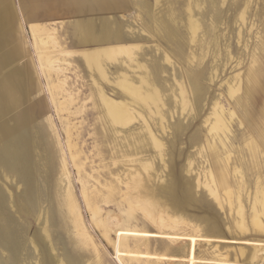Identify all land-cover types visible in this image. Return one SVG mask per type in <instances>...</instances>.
Wrapping results in <instances>:
<instances>
[{
    "label": "rangeland",
    "instance_id": "rangeland-1",
    "mask_svg": "<svg viewBox=\"0 0 264 264\" xmlns=\"http://www.w3.org/2000/svg\"><path fill=\"white\" fill-rule=\"evenodd\" d=\"M86 1L95 34L117 28L121 38L130 40L127 45L139 47L140 64L156 77L165 120L159 116L149 120L147 112L142 114L164 145V161L149 141L144 122L137 120L117 130L105 117L94 85L96 75L86 67L82 53L112 45H73L77 0H55L56 12L50 19L47 4L39 13L38 24L51 30L58 43L49 49L55 59L52 71L40 64L27 12L31 1L6 0L0 5V16L7 7L12 22L0 26V264H152L163 257L162 264H180L186 260L185 246L194 241L192 233L209 235L210 226L221 231L216 237L238 243L202 242L198 255L211 258L223 253L243 262L239 249L249 256L254 244L264 245V208L258 203L259 188L264 187V153L254 159L251 148L241 141L243 127L236 121L227 167L224 147L211 143L205 119L215 101L228 107V88L239 75L244 80L239 97L246 96L247 74L255 59L263 80L264 0ZM190 4L200 25L195 43L190 40ZM102 13L109 26H103ZM166 55L172 64L165 61ZM1 58L9 59L6 66ZM107 66L109 82H98L108 98L120 101L113 82L123 70L126 73L127 65L109 62ZM13 69L17 74L8 75ZM175 71L190 94V80L202 73L197 81L204 98L198 102L191 94L193 106L185 113L176 100ZM127 72L135 78L143 75L135 68ZM261 85L254 105L260 110L264 109V81ZM236 109L241 114L242 107ZM137 146L141 151L135 153ZM134 159L139 162H131ZM143 162L153 168L145 171ZM217 166L228 182L227 186L218 182L220 200L205 186L210 182L208 171ZM234 168L242 174L235 175ZM138 173L144 179L142 188L128 189L126 185ZM110 185L117 188L114 197L108 196ZM84 191L95 200L98 217ZM70 193L84 234L66 203ZM130 196H139L156 216L175 219L181 226L176 233L170 229L158 233L139 204L132 209ZM258 264H264V254Z\"/></svg>",
    "mask_w": 264,
    "mask_h": 264
},
{
    "label": "bare ground",
    "instance_id": "bare-ground-1",
    "mask_svg": "<svg viewBox=\"0 0 264 264\" xmlns=\"http://www.w3.org/2000/svg\"><path fill=\"white\" fill-rule=\"evenodd\" d=\"M29 1H31V2L29 3L30 5H29L28 10H27L28 18L30 20V27H31L32 35H33V38L35 41V45H36L37 49L40 51V64L43 68L48 69L49 71H52V70H54L55 59L50 54L51 52H49V49H51V48L54 49L58 45V43H57L56 38L51 33V30L47 29V27L39 25L37 20L39 19V13H40L41 9L45 8V4H47L46 14H48L49 19L53 17V15L56 12L55 0H46V2H44L45 0H29ZM5 2H6V0H0V5L5 3ZM23 4L27 5L25 2H23ZM74 7H75L76 12H77V19L75 20V23L72 27V34L74 36L73 38H75V40H73L74 41L73 45L77 46V47L94 45V44L103 45L105 43L112 45L110 47H106L103 49H96L93 51H84L82 53L83 62L85 63L86 67L91 71V73L93 74L94 77L96 75L97 80H94V85L97 86L96 88H98V97L100 99V102L102 103V106H103L102 108H104L105 117L109 120L110 124L114 127V129L127 128L131 124H133L134 121H137V120L144 122V125H145L144 129L148 133L149 141L152 143L153 147L155 149H157L159 158L162 161H164V156H165L164 145L157 138V136L154 134L152 127L147 122V121L152 120V119L154 120L153 117H158V116L160 117V120L162 122L165 120L164 116H162V108L164 106V98H163V95L160 91V87H159V85L155 79L156 77L155 78L152 77L151 71H148V69H147L148 67H146L147 65L146 66L141 65L139 60H138V55H137L136 49L138 50L139 47L137 45H136V47L135 46L133 47L131 45H127V43L130 40H125V39L121 38L119 35V32L116 31L117 28L114 30H111L109 32H107L108 29H106L107 31L105 30L106 32H104L103 34H101V35L97 34L96 35L95 34V28L93 27L95 25L93 24L92 19L90 17V15H92V13L90 14L91 10L88 8L87 1L86 0H77V2L74 4ZM86 10H87L86 14H88V15L90 14V15H89V17H87L85 19V17L83 15H84V12ZM188 10L190 13L189 14L190 15V18H189L190 24L189 25L191 26V31H192V35H193V37H191L190 40L192 41V43H195L196 42V35H197V32L199 31L200 25L197 21L194 20V17H193L194 11L192 9L191 4L189 5ZM2 11L3 12L0 16V26H8L9 24L11 25V22H12L11 12L8 10L7 7L2 9ZM47 11H48V13H47ZM100 16H101L102 21H103V26H109L108 18L103 13ZM243 20H244V14L242 15V21ZM61 53H64V52L61 51ZM119 56H124L123 57L124 59H121V61H120ZM1 61H2L3 65L5 64V66H6L9 59L4 60L3 58H1ZM165 61L172 64V61L168 55H166ZM256 61H258V60L255 59L253 61L254 66L250 68V70L247 74V79H246V84H245L246 96L244 98L242 96L239 97V93L243 90V87H244V80L242 79V76L239 75L235 78L234 85H232L228 88V98L226 100V101H228V107L226 108L225 106H223L222 102L220 100L215 101L213 103L212 112L210 113V116L205 119V123L210 125L209 136H210L211 143H214L215 145H217V143H219L220 145H222L224 147V154H225L224 160L226 162L225 165H227V167H228L229 161L232 157V153H231L232 149L230 151H228L229 149L227 150V148L230 145V143L233 141L232 137L230 135L233 134V125H234V123H236V121L239 123V126L243 127L242 132H241V141L246 143V146L251 148V154L253 155L254 159L255 158L257 159V157H259V155L264 153V109L262 108L260 110L254 106L255 103L257 102V97H258L257 95H258V92L260 91V85L264 81V77L262 80L261 79L262 76L260 75V71H259L260 68L258 66H255ZM109 62H111V63L121 62L124 65H127L128 70L135 68L136 70H140L143 73L142 76L135 78V77L127 74L130 72H127L128 70L126 69V73L123 70V72L117 77L116 81L113 82V84L117 87L118 92L116 93V95L115 94L114 95H115L116 99H121L120 101L114 100L112 98H108L105 95L104 90L100 86V84H99L100 82H98V80L102 81V82L105 81L106 83L109 82L108 77H107L108 76L107 75V68H108L107 63H109ZM13 73H16L15 69L7 72L8 75H14ZM136 76H137V74H136ZM201 76H202V73H199V74L195 75L196 79L194 78V79L190 80V84L192 85L191 94L193 95V98H196V101H198V102H201L202 99L204 98V91H203L202 87L200 86L199 82L197 81V79H199V77H201ZM174 77H175V80L177 81L178 74L176 71H175ZM177 86L178 87L176 88V91H177V89L179 90V98H176V100H178V103L182 104V106H183L182 112L185 113L188 108H191L193 106L192 100L190 99L191 94H190L189 88L186 84V81H177ZM173 94L175 95V89L173 91ZM242 99H246V100H244L242 102L241 101ZM237 106L242 107V112H241L242 115L240 113H238V111L240 109L239 110L236 109ZM145 112L148 113L149 120L147 119L148 117L146 118L143 116L142 113H145ZM198 116H199V113H198ZM161 125L163 127V124H161ZM163 129H165V128L163 127ZM119 133H120V130H119ZM221 136H223V138ZM234 137H235V135H234ZM223 139H225V140H223ZM231 148H232V146H231ZM140 149L137 146L135 149V153H138ZM213 151H214V149H213ZM220 153H221V151H220ZM213 155L217 156L216 151L213 152ZM213 158H214V156H213ZM137 161L139 162V160L134 159L131 162H137ZM256 161L254 163H257ZM140 162H142V161H140ZM141 165H142L143 169L145 168V171H147V172L149 169L153 168V167L151 168L149 166L150 164L147 162H143V163H141ZM214 166H216V165H214ZM211 167H213V166H211ZM224 167H226V166H224ZM218 169H219L218 166L216 167L215 171H212L209 169L210 171H208V177L210 178V182L207 181L208 184L205 183V186L209 189V192L212 196H214L217 200H220L219 195H218V182L224 186H227L228 182H227V179L225 177V173L221 170L218 171ZM234 170H235V168H234ZM226 172H228V171H226ZM234 174L235 175H239V174L241 175L242 173L240 170L236 169L234 171ZM143 180L144 179L142 178V176L138 173L136 176H133L131 178L130 183H128L126 186H128V189H130V190L139 191L142 188ZM258 181H259V179H258ZM121 184H123V182ZM107 185H108V183H107ZM263 188H259L261 197L258 199V203H260L262 205V207L264 208V189ZM108 189H109L108 196L114 197V195L117 192V188L115 186L110 185L108 187ZM228 191L226 193L231 195L232 192L231 191L228 192ZM83 194L85 196V199H86L88 205H90L92 207V209H93L92 212L94 213V216L97 215V217H98L99 212H98L97 208L95 207V205H96V203L94 202L95 200L92 201L93 199L91 200L89 198L90 196L86 195V191H84ZM232 197H233V195H232ZM137 198L130 196L127 199L129 202H131L130 204H131L132 209H134V207L132 206V205H134V203H136V205L139 204L141 206L143 212H145L147 217H149L148 219L151 220V223H153V225L155 226L154 229L158 233H166V231L168 229H170L173 233H176V231L181 226L182 222L176 221L175 219L168 221L167 219L165 220L162 216H159V215L156 216L154 214V212H152L150 205L144 203L143 200L141 201L140 200L141 198L140 199L138 198L139 200ZM150 200H151V198H150ZM256 200H257V198H256ZM90 202H92L93 205ZM150 202H152V200ZM232 202H233V200H232ZM66 203L68 205L69 210L72 212H75V217H74L75 218V224H76L75 226H77V229L82 231V234H84L86 231H84L81 227L82 223H81V217L78 214L79 212L77 211L78 210L77 209V203H76L74 196L71 193L68 195V199H67ZM240 203H242V202L240 201L239 205H240ZM228 204H229V202H228ZM140 206H137V207L140 208ZM253 206H254V204H253ZM137 207H136V209H137ZM132 209L130 208V211L128 213L129 218L133 217ZM257 217H259V216H257ZM254 220H255V218H254ZM165 229H167V230L164 231ZM193 231L198 232L196 229H193ZM219 233H221V231L216 226H210L208 228L207 234H209V235H199L198 233H196V234L192 233L191 237L194 239V241H192L190 243V245H188V247L185 246V248H184V254H185L186 260H185V262L183 261V262H181V263L179 262V263L180 264H258L260 254H262V255L264 254V245L261 243L253 245V250L249 256H245L246 251L244 248H241L238 250L239 255L238 254L237 255L240 259L243 260V262H241L237 258H235L234 260H231L228 255L223 254V253H217L215 255H212L211 258L200 257L198 255V246L202 242L203 243L204 242H209V243L210 242H220V243H233V244L238 243V241L235 240L234 238L229 240V239H225L224 237H216L215 235L219 234ZM206 244H208V243H206ZM122 245L125 246L124 243H122ZM115 247H116V251H117V249H119V248L117 245ZM241 247H243V246H241ZM197 257H198V259H196ZM163 261H164V257L160 258V260H158L156 262H153L152 264H162ZM169 262L176 263L174 261H169ZM62 264H64V263H62Z\"/></svg>",
    "mask_w": 264,
    "mask_h": 264
}]
</instances>
